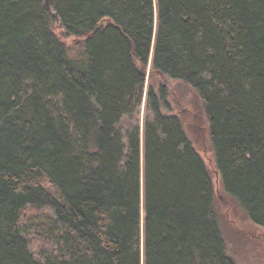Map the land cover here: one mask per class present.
<instances>
[{
  "label": "trees",
  "instance_id": "1",
  "mask_svg": "<svg viewBox=\"0 0 264 264\" xmlns=\"http://www.w3.org/2000/svg\"><path fill=\"white\" fill-rule=\"evenodd\" d=\"M148 62L264 230V0H0V264H237L165 87L139 119Z\"/></svg>",
  "mask_w": 264,
  "mask_h": 264
},
{
  "label": "rangeland",
  "instance_id": "2",
  "mask_svg": "<svg viewBox=\"0 0 264 264\" xmlns=\"http://www.w3.org/2000/svg\"><path fill=\"white\" fill-rule=\"evenodd\" d=\"M53 31L65 44H72V39H65L58 24ZM146 68V80L143 100L139 112L142 121L145 112V96L149 86L155 90L160 86L167 89L169 111L164 114H176L181 117L186 136L203 159L212 179L215 192V214L217 226L226 245L227 255L237 264H264V230L252 225L241 209L232 203L222 192L219 177L214 168L213 156L204 117L195 94L184 84L159 77Z\"/></svg>",
  "mask_w": 264,
  "mask_h": 264
},
{
  "label": "water",
  "instance_id": "3",
  "mask_svg": "<svg viewBox=\"0 0 264 264\" xmlns=\"http://www.w3.org/2000/svg\"><path fill=\"white\" fill-rule=\"evenodd\" d=\"M44 3H45V7H46V8H49V0H45Z\"/></svg>",
  "mask_w": 264,
  "mask_h": 264
},
{
  "label": "bare ground",
  "instance_id": "4",
  "mask_svg": "<svg viewBox=\"0 0 264 264\" xmlns=\"http://www.w3.org/2000/svg\"><path fill=\"white\" fill-rule=\"evenodd\" d=\"M44 2H45V0H44ZM44 5H45V3H44Z\"/></svg>",
  "mask_w": 264,
  "mask_h": 264
}]
</instances>
